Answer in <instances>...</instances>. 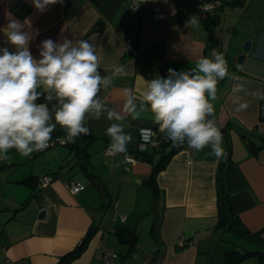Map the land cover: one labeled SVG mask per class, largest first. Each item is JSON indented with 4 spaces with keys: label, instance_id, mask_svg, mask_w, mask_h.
Instances as JSON below:
<instances>
[{
    "label": "crops",
    "instance_id": "1",
    "mask_svg": "<svg viewBox=\"0 0 264 264\" xmlns=\"http://www.w3.org/2000/svg\"><path fill=\"white\" fill-rule=\"evenodd\" d=\"M204 1L141 0L148 16L139 18L128 0H0V143L20 135L24 122L33 130L17 139L19 155L0 150L6 158L0 159V183H13L0 185V264H56L78 247L68 264H101L95 252L99 241L108 245L107 227L87 203L88 191L95 198L109 192L108 199H98L113 207L111 232L125 227L137 233L136 245L147 253L130 264H235L225 260L230 249L218 226L223 161L243 227L264 240V0H221L212 14L201 11ZM247 38L253 45L239 65ZM43 72L49 76L40 83ZM39 85L57 95L59 107L42 103L36 110L19 98ZM187 87L204 99L179 136L182 149L158 172L156 189L148 183L147 197L159 195L162 207L159 219L148 222L144 211L136 213L141 206L134 200L126 209V199L133 178L145 183L151 174L157 144L148 147L147 161L127 163L124 154L137 148L142 127L170 139L164 140L167 149L172 145L186 112ZM70 125L105 134L94 140L102 141L103 152L91 151L94 141L88 146L87 171L70 168L75 158L65 145L38 160L52 147L43 146L39 134L53 136ZM109 142L121 149L107 154ZM31 175L53 178L31 188L24 181ZM72 180L86 187L73 193ZM143 219L147 241L140 237ZM93 222L98 231L86 242ZM249 240L262 254L241 264H264V241Z\"/></svg>",
    "mask_w": 264,
    "mask_h": 264
},
{
    "label": "trees",
    "instance_id": "2",
    "mask_svg": "<svg viewBox=\"0 0 264 264\" xmlns=\"http://www.w3.org/2000/svg\"><path fill=\"white\" fill-rule=\"evenodd\" d=\"M245 0H234L235 3H244ZM41 85V84H40ZM40 85L34 89L30 90H22L18 93V96L20 99H25L30 102H32L35 106V109L37 110V106L39 104L45 103L47 107L49 108H57L59 107V100L57 99V95L51 90H41ZM206 95V91L204 92ZM199 105L195 106L193 110L189 109V104L186 106V118L184 122H181L179 124V129H177L178 137L176 140H172V145L167 149V146L165 145V141L169 142L170 139H162L160 136L158 138V144L156 145V151H157V159L152 163V172L149 176L148 183L151 185L152 188L156 189V176L159 171H161L165 166L167 165L169 159L180 149H182L184 144V139L179 138V136L186 130L187 125L192 118V115L194 112L198 109ZM189 109V110H188ZM31 131L30 129L27 130V133L29 134ZM70 133L71 134V141L70 143L66 144V146L70 149V152L73 153V158H75L74 163H72L70 168H76L81 169L83 171H87V161L88 157L91 154V151L89 149V144L93 142L95 139L99 137H105V134L103 132H92L89 131L87 128L76 126V125H70L65 126L58 130L55 135H64ZM54 136V135H53ZM52 137V136H49ZM165 140V141H164ZM45 148V147H44ZM167 149V150H166ZM125 150V149H124ZM128 151L133 155L136 159L147 161L149 158V151L148 148L145 151H140L138 149H129ZM152 160V157L150 158ZM92 174V177L95 179L96 175L92 172H89ZM225 174H226V164L225 162H221L220 170H219V176H218V210H219V221L218 226L223 228L222 230H230L237 232L239 234L244 235L246 239H257L262 240L260 238V234L258 233H252L249 232L248 229L244 228L239 216L238 212L234 207L231 194L227 190L225 185ZM41 178V177H40ZM40 178L36 175L27 176L25 178V182L27 185H29L31 188L39 183ZM104 190V189H103ZM242 225V226H240ZM154 227V226H153ZM99 225L98 223H92V225L89 227L87 234H86V242L93 237V235H96L98 231ZM118 234L122 241L128 243L130 245V250H132L136 243H137V233L134 230L122 227L118 230ZM250 237V238H249ZM264 241V240H262ZM81 248L78 247L64 255H62L56 264H68L72 259H74L81 251ZM247 249V248H245ZM241 249L235 250H227L226 251V262L230 263H239L242 260H244L246 257L250 255H256V254H262L259 250H245L243 252H240Z\"/></svg>",
    "mask_w": 264,
    "mask_h": 264
},
{
    "label": "rangeland",
    "instance_id": "3",
    "mask_svg": "<svg viewBox=\"0 0 264 264\" xmlns=\"http://www.w3.org/2000/svg\"><path fill=\"white\" fill-rule=\"evenodd\" d=\"M25 137L26 136H24V134H20V135L17 134V137L6 138L7 139L6 141L0 143V150L2 151L1 148H5L6 151H4V154L7 153V154L15 155V153H18V155H19L20 146H18V143L20 144V142H18L17 139L22 140ZM94 142H93L94 144L90 148L91 151L95 150V153H96L97 152L96 150L99 149L100 152H103L102 141L96 140ZM4 143L6 146L4 145ZM98 145L100 146V148L98 147ZM56 148L55 147L49 148L48 150H50V152L46 153V154H43L42 152H41L42 154L39 153L37 155V157H39L38 160H43L45 158H49V156H53V154H54L53 152H55V150H57ZM0 154L2 156L4 155L2 153H0ZM30 163L33 164L32 161H30ZM25 164L29 165V162L24 163L23 165H25ZM38 164L40 166V163H38ZM19 170H21V169H19ZM151 172H152V167H151V170H149V173H151ZM6 173H7V171H6ZM0 174H3V172H1ZM149 175L147 177H149ZM147 177H146L145 183L139 182L137 179L133 178L132 182H133V186H135V187H134V190L131 189L130 191H128V198L126 199V201L129 204L130 202H132L134 200L137 205L141 206L140 208L136 209V213H140L141 211H144L145 215L143 218H149L148 219V222H149L150 218H154V217L156 218V216L159 219V217H160L159 212H161V210L159 208H162V207L159 206V200H160L159 195L156 196V194H155V196L153 197V195L151 193V198L149 199L147 197L148 191H149V188H148L149 187L148 186L149 180ZM12 178H14V176ZM2 184L9 187L13 183L10 181L7 183H0V185H2ZM87 184H88L87 187L91 186L92 188H95V186L92 183H90V181L89 182L87 181ZM118 187L119 186H118V181H117L114 184V187L112 188V191H111V197L113 199L116 197L118 198ZM137 189H139V191ZM104 196H105V199H108L107 197H109V192L107 191V193L105 195H102V196L99 194V196H97V198L94 197V194L91 191H88L85 193L87 203L90 204L92 207L95 206L94 212L96 213L98 221L101 220V222L106 224L107 229H106V234H105L104 238L107 239L108 245L110 247H115L118 251L125 254L124 258H123L124 260H121L122 255H120V257L118 258L119 263H122V261H124L125 264H130V262H132L133 260L137 261L138 259H141L142 256H144L147 253V252H143L144 249H142V248L140 249L138 247V245H135V247L131 250V252H129L130 245L122 243V239L120 238L119 234H115V233L110 231L111 226H112L111 220H110V213L112 214V212H113L112 209H110V208H113V207H112V205L109 207L103 206L102 199L99 200L98 197L101 198ZM123 202L124 201H122V204H124ZM131 206H132V204H129L128 206H126L127 207L126 209H129ZM142 208H144V209H142ZM157 213L159 215H157ZM148 222H145L144 219L141 220V222H140L141 224H140V228H139L141 231L140 237L146 241L149 240V237H150V235L148 233V225H149V224H147ZM144 223H146V224L144 225ZM221 235L223 236L222 242L227 247L226 249L231 250L236 246L242 250L240 252H243L245 250L251 251V250L255 249L257 246V243L251 242L249 239H246L244 237V235L239 234V233L234 232V231L222 230ZM244 248H247V249L243 250ZM128 253H130V254H128ZM136 254L138 255V258L135 260V259H133V257H135ZM251 257H253V256L250 255V256L246 257L244 260H247L248 258H251ZM256 258H258V257H256ZM148 262H149V260L146 261V263H148ZM137 263H140V262H137ZM236 264H241V262L236 263Z\"/></svg>",
    "mask_w": 264,
    "mask_h": 264
},
{
    "label": "built area",
    "instance_id": "4",
    "mask_svg": "<svg viewBox=\"0 0 264 264\" xmlns=\"http://www.w3.org/2000/svg\"><path fill=\"white\" fill-rule=\"evenodd\" d=\"M129 2V11L132 14L138 15L139 18H142L144 16H148L147 12H143L141 8V0H128ZM222 6L221 0H206L200 4L201 11L206 14H212L217 12L220 7ZM130 41V38H129ZM132 48V45L129 43V48ZM49 73L43 72L38 76V80L40 83L45 82L48 79ZM264 97V95H263ZM189 104V101H188ZM187 104V105H188ZM263 108H264V102H263ZM33 131L31 127L28 126L27 122H24L22 125V128L20 129L21 134H26L27 130ZM39 138L42 139V144L45 147H55L59 145H63L70 141V135L64 134V135H54L52 137L44 136L39 134ZM158 138L159 134L158 131L152 127H142L139 130V141L137 144V148L140 151H145L151 144H158ZM118 151V147L114 142H109L105 152L107 154H115ZM1 160H5L6 158L4 156H0ZM124 160L127 163H134L136 162V159L131 154H124ZM53 176H44L41 177L39 180V184L44 186L48 182L52 180ZM69 183V187L72 190L73 193H78L79 191L83 190L86 186L85 184L72 180ZM179 244L184 245L185 240L184 238L179 239ZM95 256L101 261V264H125V263H119L118 258L120 257V254L113 248H111L109 245L106 244L104 240H101L98 242L96 247ZM12 261H9L8 264H12Z\"/></svg>",
    "mask_w": 264,
    "mask_h": 264
},
{
    "label": "water",
    "instance_id": "5",
    "mask_svg": "<svg viewBox=\"0 0 264 264\" xmlns=\"http://www.w3.org/2000/svg\"><path fill=\"white\" fill-rule=\"evenodd\" d=\"M252 45H253V39L247 38L244 41L243 46H242L243 52L239 53L238 56H237V63L239 65L243 63V61H244V59L246 57V53L251 50ZM184 94H187L189 96V100H188L189 101V109H191V110H193V108L195 106L200 105L201 102L204 99V96L203 95H201V94H199L197 92H192L191 89H190V87L185 88ZM263 95H264V91L262 93V97H263ZM185 118H186V114H184V116L182 118V122L185 121ZM68 134L70 135V141H71V134L70 133H68ZM70 141L67 142V143H65V144H63V145L66 146V144L70 143ZM120 149H121V146L118 147V150H120ZM45 211H46L45 209H41L39 211V217L45 216ZM84 241L85 240L83 239L82 240V244H83Z\"/></svg>",
    "mask_w": 264,
    "mask_h": 264
}]
</instances>
